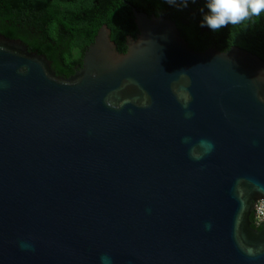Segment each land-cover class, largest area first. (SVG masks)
<instances>
[{
  "label": "water",
  "instance_id": "1",
  "mask_svg": "<svg viewBox=\"0 0 264 264\" xmlns=\"http://www.w3.org/2000/svg\"><path fill=\"white\" fill-rule=\"evenodd\" d=\"M132 11L68 77L0 34V264H264V60Z\"/></svg>",
  "mask_w": 264,
  "mask_h": 264
},
{
  "label": "trees",
  "instance_id": "2",
  "mask_svg": "<svg viewBox=\"0 0 264 264\" xmlns=\"http://www.w3.org/2000/svg\"><path fill=\"white\" fill-rule=\"evenodd\" d=\"M132 7L173 20L195 51L238 46L264 60V16L213 32L199 26L204 0H188L187 6L185 0H0V34L22 40L29 50L45 55L56 74L68 77L81 66L102 24L110 28L118 51L125 52L126 36L137 33Z\"/></svg>",
  "mask_w": 264,
  "mask_h": 264
},
{
  "label": "clouds",
  "instance_id": "3",
  "mask_svg": "<svg viewBox=\"0 0 264 264\" xmlns=\"http://www.w3.org/2000/svg\"><path fill=\"white\" fill-rule=\"evenodd\" d=\"M170 3L174 0H169ZM195 3L196 0H191ZM188 0H185L187 6ZM201 11V28H207L213 32L225 28L229 25L237 26L246 24L249 21L264 16V0H204V7ZM187 105H185L186 107ZM191 116V113H187ZM189 138L184 139L188 143ZM199 146L204 149V153H210L214 145L207 140H201ZM195 159H200L199 155H194ZM206 227H211L207 225ZM22 248H30V245L21 244ZM249 255H254L252 249L248 250ZM101 264H112L111 258L107 255L101 257Z\"/></svg>",
  "mask_w": 264,
  "mask_h": 264
},
{
  "label": "built area",
  "instance_id": "4",
  "mask_svg": "<svg viewBox=\"0 0 264 264\" xmlns=\"http://www.w3.org/2000/svg\"><path fill=\"white\" fill-rule=\"evenodd\" d=\"M252 222L255 227H262L264 225V200H257L254 204V209L252 212Z\"/></svg>",
  "mask_w": 264,
  "mask_h": 264
}]
</instances>
